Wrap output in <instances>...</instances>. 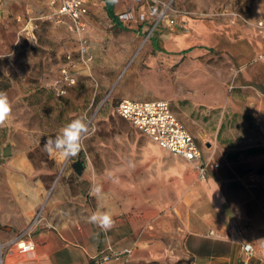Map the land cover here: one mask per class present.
Returning a JSON list of instances; mask_svg holds the SVG:
<instances>
[{"label": "rangeland", "instance_id": "obj_1", "mask_svg": "<svg viewBox=\"0 0 264 264\" xmlns=\"http://www.w3.org/2000/svg\"><path fill=\"white\" fill-rule=\"evenodd\" d=\"M124 3L135 12L165 10L186 29L160 24L159 32L147 36V24L141 32V26L118 27L100 10L90 21L81 57L76 38L43 15L45 0H0V92L12 107L0 126V228L20 236L42 212L39 228L57 201L80 223L89 222L93 212H110L111 230L91 224L110 234L113 243L128 230L135 239L148 234L161 254L152 264H188L180 246L182 197L202 180L192 163L159 148L115 107L121 97L164 99L190 132L198 138L192 128L199 131L210 145L259 141L264 135V37L252 38L256 50L240 65L218 46L220 36L213 46L184 44L180 51H159L153 40L160 47L186 34L191 23L218 22L227 11L262 17L264 0ZM26 23L32 33L23 30ZM219 29L222 36L232 27ZM65 66L71 69V84L62 77ZM77 118L89 125L80 154L67 162L49 156L43 147L47 138ZM8 143L11 153L4 157ZM77 158L84 164L80 175L71 167ZM94 184L102 185L99 198L90 194ZM14 249L19 252L16 243Z\"/></svg>", "mask_w": 264, "mask_h": 264}, {"label": "crops", "instance_id": "obj_2", "mask_svg": "<svg viewBox=\"0 0 264 264\" xmlns=\"http://www.w3.org/2000/svg\"><path fill=\"white\" fill-rule=\"evenodd\" d=\"M86 1L89 7L85 16L86 40L90 21L100 10L104 11L113 25L128 27L123 22H114L108 16L104 0ZM44 9V14L49 11L46 0ZM128 10L133 9L124 0H114L115 16ZM246 17L255 21L260 16L248 14ZM221 19L218 22L213 19L211 24L204 21L191 23L186 34L168 40L160 47L153 40V45L159 51L166 47L180 51L184 44L191 43L210 47L213 46L215 38L220 36L218 46L234 55L240 65L256 50L252 38L264 37V32L259 33L254 27L240 22L231 25L227 16H222ZM179 22L184 23L183 20ZM28 24L24 28L31 30ZM222 24H227L232 29L221 36L219 28ZM58 27L73 36L65 25ZM143 29H146L145 25H141L140 32ZM154 32H159L158 27ZM235 32L241 34L239 39H235ZM190 49L192 48L187 50ZM122 98L139 101L164 100L131 97L120 99ZM170 108L179 119L171 105ZM183 125L185 126L184 123ZM187 130L190 132L188 128ZM192 130L198 133L197 138L190 132L200 148V161L211 158L219 166L207 167L205 178L193 184L182 197V253L188 258V264H241L243 260L245 264H264V135L250 145L230 146L218 140L210 145L201 138L199 131ZM56 203L54 201L52 204V215L30 236H17L11 231L3 232L0 228V255L3 256V264H87L91 257L105 255L108 245L115 250L132 248V258L128 264H152L155 258L161 256L156 252L157 244L149 239L148 234H140L135 239V235L133 237L128 230L113 243L110 234L108 237L91 223H80L77 219H72L67 209L60 208ZM23 240L30 241L33 248L17 252L14 244ZM244 243H250L254 248V254L249 258L244 255ZM21 245L20 242L19 246ZM4 248L6 252L3 253ZM101 263L116 264L111 258Z\"/></svg>", "mask_w": 264, "mask_h": 264}, {"label": "built area", "instance_id": "obj_3", "mask_svg": "<svg viewBox=\"0 0 264 264\" xmlns=\"http://www.w3.org/2000/svg\"><path fill=\"white\" fill-rule=\"evenodd\" d=\"M46 2L49 11L44 14L45 18L56 25H65L68 28L76 38L79 53L83 57L87 52L85 16L88 13V2L86 0H46ZM222 14L228 16L231 25L240 22L246 26L254 27L259 33L264 32V17L252 21L249 17L236 11H227ZM117 19L130 28L137 27L138 29V26L147 24L149 26L147 36L160 24H165L168 27L181 26L186 29L185 25H179L176 16H170L165 10L158 12L150 8L146 11L137 12L128 10L119 13ZM23 30L28 34L30 31L32 33V29L24 28ZM28 39L31 40L32 37L28 36ZM61 74L66 83H73L74 78L69 67H62ZM63 92L62 90L61 93ZM115 111L119 117L130 123L159 147L192 163L200 179L205 178L207 167L216 168L219 166L217 163L212 162L211 158L200 161V148L191 133L171 111L170 104L167 101H139L122 98L117 102ZM43 219L41 212H39L36 220L30 223L29 227L20 236H30ZM24 243L22 247H19V251L25 252L33 248L30 241H24ZM242 249L246 258L254 254V248L250 243H244ZM109 258L113 259L116 264H128L132 258V248L115 250L108 245L105 255L101 257L93 256L87 264H102V261H107ZM0 264H3L2 255H0ZM241 264H245V261L243 260Z\"/></svg>", "mask_w": 264, "mask_h": 264}, {"label": "clouds", "instance_id": "obj_4", "mask_svg": "<svg viewBox=\"0 0 264 264\" xmlns=\"http://www.w3.org/2000/svg\"><path fill=\"white\" fill-rule=\"evenodd\" d=\"M12 107L8 96L0 92V126H4L11 115ZM89 125L86 118H77L66 124L59 134L48 137L43 147L49 156L61 161H69L77 157L82 151L83 139L88 133ZM97 198L103 195L102 185L94 184L91 193ZM89 223L99 227L102 231H109L115 226V220L110 212L97 211L88 217Z\"/></svg>", "mask_w": 264, "mask_h": 264}, {"label": "water", "instance_id": "obj_5", "mask_svg": "<svg viewBox=\"0 0 264 264\" xmlns=\"http://www.w3.org/2000/svg\"><path fill=\"white\" fill-rule=\"evenodd\" d=\"M11 153V148H10V144H6L3 149H2V155L4 157L6 156H9ZM71 167L72 169L74 170V172L77 174V175H80L83 171V168H84V164L82 162V160L80 158H77L76 161L72 162L71 163Z\"/></svg>", "mask_w": 264, "mask_h": 264}, {"label": "trees", "instance_id": "obj_6", "mask_svg": "<svg viewBox=\"0 0 264 264\" xmlns=\"http://www.w3.org/2000/svg\"><path fill=\"white\" fill-rule=\"evenodd\" d=\"M106 2L105 10L107 11L108 16L116 23H118L117 16L113 12V2L114 0H104Z\"/></svg>", "mask_w": 264, "mask_h": 264}, {"label": "bare ground", "instance_id": "obj_7", "mask_svg": "<svg viewBox=\"0 0 264 264\" xmlns=\"http://www.w3.org/2000/svg\"><path fill=\"white\" fill-rule=\"evenodd\" d=\"M20 242L22 243L21 246H19ZM24 244H25L24 241H19V242L17 243V246H18V247H22Z\"/></svg>", "mask_w": 264, "mask_h": 264}]
</instances>
